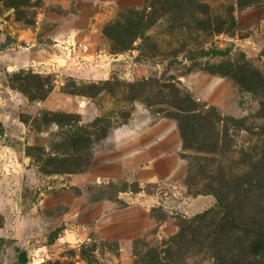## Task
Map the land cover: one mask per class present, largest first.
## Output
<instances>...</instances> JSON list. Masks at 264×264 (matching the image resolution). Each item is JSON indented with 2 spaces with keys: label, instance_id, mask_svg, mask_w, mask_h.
Returning a JSON list of instances; mask_svg holds the SVG:
<instances>
[{
  "label": "rangeland",
  "instance_id": "obj_1",
  "mask_svg": "<svg viewBox=\"0 0 264 264\" xmlns=\"http://www.w3.org/2000/svg\"><path fill=\"white\" fill-rule=\"evenodd\" d=\"M261 4L0 0V264H264V28L241 21ZM170 128L180 183L210 207L156 209L125 241L69 228L113 180L115 132Z\"/></svg>",
  "mask_w": 264,
  "mask_h": 264
},
{
  "label": "crops",
  "instance_id": "obj_2",
  "mask_svg": "<svg viewBox=\"0 0 264 264\" xmlns=\"http://www.w3.org/2000/svg\"><path fill=\"white\" fill-rule=\"evenodd\" d=\"M241 21L243 29L264 28V4L248 9ZM262 36L264 33L255 31L251 39L258 45L257 37ZM114 137L115 143L109 151L114 157L108 158L112 165L101 171L108 172L113 180L97 181L101 194L97 199H74L69 223H66L69 228L80 225L96 231L102 240L125 241L142 236L147 227L155 225L151 215L156 209L170 218L181 220L191 217V209L212 205L209 196L191 199L180 183L181 163H177L180 142L178 133L172 128L165 131H117ZM126 172L137 173L138 178L133 179L137 183L134 188L117 189L116 178ZM101 188L107 189L108 193L102 192ZM111 190H114L112 194L109 193ZM69 232L71 229L64 230L65 236L62 237L67 238Z\"/></svg>",
  "mask_w": 264,
  "mask_h": 264
}]
</instances>
